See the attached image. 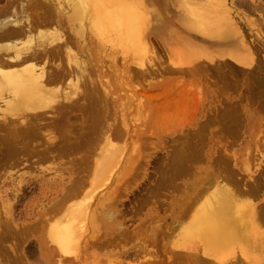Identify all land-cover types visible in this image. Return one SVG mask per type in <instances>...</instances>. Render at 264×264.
<instances>
[{"label":"bare ground","instance_id":"1","mask_svg":"<svg viewBox=\"0 0 264 264\" xmlns=\"http://www.w3.org/2000/svg\"><path fill=\"white\" fill-rule=\"evenodd\" d=\"M141 1L6 0V9L0 11V168L11 162L23 164L25 158L56 160L60 152L67 161V156L85 153L79 155L85 170L78 172L76 178L70 174L66 182L65 177L55 173L47 179L56 192L46 208L48 213L43 212L47 217L45 222H34L35 226L27 224V218L21 224L18 222L14 203L23 192L24 181L18 180L12 187L0 204V256L5 258L0 257V264H27L23 244L30 237L36 238L41 258L47 260L53 256L54 264L89 262L91 241L104 229L115 226L121 231L111 238L112 243L125 240L126 237H121L124 224L116 222L119 213L115 210L118 207L114 197L116 186L128 175L131 162L134 163L132 149L137 148L134 147L137 137L132 140L131 136L137 131L130 130L122 105L118 113V101L108 89L109 81L105 78L104 84L97 72L102 75L101 59L107 57L117 58L127 67L133 63L136 69L128 67L127 74L133 72L143 77L151 73L144 63L151 52L147 36L150 23ZM181 6L186 12L180 22L190 33L209 41H226L237 35L240 45L245 44L225 0H182ZM33 10L34 20H31L29 11ZM50 24L64 28L67 36L58 37V30H40ZM156 29L163 35L166 27ZM173 41L176 44L168 56L171 65L182 67L178 68L180 73H185L186 68L192 71L191 66L198 59L216 64L217 60L229 57L240 67L251 65L245 52L229 49L226 44L221 48L220 42L216 43L218 49L210 51L171 31L165 43L171 46ZM91 43L95 49L90 47ZM73 48L80 51L78 56ZM212 111L222 118L228 130L239 123L234 104L215 106ZM111 113L119 114V129L112 124ZM75 123H80L79 127ZM52 130L57 131V138L52 136ZM129 141H134V148L127 153ZM200 142L198 136L190 139L184 133L174 140L161 185H172L192 175L193 165L203 159ZM210 160L216 164L221 161L227 172L233 173L234 160L229 155L209 158L211 163ZM84 162L89 166L88 171ZM213 177L212 181L199 182L187 198L165 205L172 210L170 223L163 219L159 235L163 238L165 234L164 238L176 246L197 250L200 254L197 252V256L195 252L196 256L189 259L198 264H264V204L259 208L253 201L260 193L261 182H254L248 189L238 188L240 183L236 182L234 185L240 190L236 194L235 188L220 181L224 176L215 173ZM41 181L45 182V177ZM174 186L178 188L177 184ZM251 195L255 196L252 201ZM151 218H156L155 223L159 220L156 214ZM10 236L20 240L11 248V256L10 250L2 246ZM109 241L105 239L102 245Z\"/></svg>","mask_w":264,"mask_h":264},{"label":"rangeland","instance_id":"2","mask_svg":"<svg viewBox=\"0 0 264 264\" xmlns=\"http://www.w3.org/2000/svg\"><path fill=\"white\" fill-rule=\"evenodd\" d=\"M145 1V3L141 2L144 4L145 17L150 23L147 36L151 52L150 57L146 58L144 63L145 68H149L151 73L143 77L134 75L133 72L127 74L128 67L130 70L136 69L133 63H129L127 67L123 66L118 61L119 59L109 60L107 57L101 59L104 67L102 75L97 72V76L104 84L109 81L110 88L108 89L115 94V99L118 101V113L122 110L120 106L122 105L125 120L132 128L130 130L137 131L131 136L134 137L132 140L137 137V140H134L136 141L134 147L137 148L132 149L134 141L132 143L129 141L128 149H126L127 153L131 149L135 151L134 163L131 162L128 175L123 177L124 179L120 181L121 184L119 182L118 187L116 186V198L114 197V202L116 204L117 201L116 206L118 207L115 210L119 213L116 222L123 223L125 228L123 230L125 233L122 232L121 237L124 239L129 234L133 235V237L131 236L132 241L129 235L128 242H125L127 241L125 238V240H121L122 242L119 240L118 244H114L111 238L120 234L121 231L116 230L115 226L104 229L91 241L89 262L81 261L75 262V264H198L197 261L189 259L191 255H195V252L198 256L197 250L176 246L175 243L164 238V233V240H162L158 228L163 225V219L170 223L169 216L172 210L165 205L169 206L174 200L187 198L199 182L212 181L215 173H218L221 178L224 176V179L220 181L232 186L230 187L232 189L235 188L236 194H240L238 188L248 189L253 187L254 182H261L260 193L257 197L251 195V201L252 197H255L256 200L253 201L259 208L264 204V176L259 180L260 176L264 175V0H225L238 25L243 42H245L241 45L237 35L226 42L222 40L209 41L198 34L190 33L180 22L183 13L186 12L181 6L182 0ZM6 5V0H0V11L5 10ZM34 14V10L33 12L29 11L31 20H34ZM162 27H166L163 35L156 29ZM40 30H58L56 33L58 37L67 36L64 28L51 24L40 27ZM171 31L195 43L198 47L210 51L218 49L219 45L216 46V43L220 42L219 44L223 45L220 46L221 48L226 44L229 49L240 53L245 52L251 59V65L240 67L229 57L217 60L216 64L215 61L207 62L198 59L192 64V71H186L188 70L186 68L185 73H180L179 69L182 67L171 65L168 56L176 42L173 41L171 46H167V42L165 43V37ZM174 39L178 41V38L174 37ZM90 45L92 49H95L94 43ZM73 51L77 56L80 53L77 48H73ZM201 63L207 64V66L199 67L198 65ZM218 64L220 65L217 66ZM137 70L141 69L137 68ZM104 79L107 81L104 82ZM231 104L237 106L238 111H235V117L236 122L239 121V123L228 130L222 123V118L215 116L212 110L215 106L222 108ZM111 114H113L111 117L114 121L112 124L116 125L114 127L121 126L118 123V121L121 122L119 114ZM114 115L117 118L114 119ZM76 125L78 126L80 123ZM182 133L187 134L190 139H195L197 136L198 139H201L202 154L200 156L203 159L193 165L195 170L191 176L174 181L172 185H161L160 179L168 164L167 155H171L174 140ZM56 134L57 131L52 132V136L57 138L58 134ZM120 144H123L122 141ZM59 154L60 152L56 160L25 158L26 161L23 164L11 162L8 166L0 168V204L7 199L18 180L24 181L23 192L14 203L20 224L26 218L27 224L33 223L34 226V222L40 220L45 222L47 217L44 213H48L46 208L49 202L53 201L56 192L50 188L52 182H46L47 179L57 173L65 177L67 179L65 181L68 182L70 174L76 178L79 175L78 172L81 174L85 170L83 162H80L82 157H79L85 153L67 156V161L65 156H61L62 153ZM223 154L233 158V173L227 172V168L221 161H218L219 164L213 163L212 160H210L211 163L208 161L209 158H217ZM70 157H73L74 161L76 159V163L73 160L70 162ZM86 163L85 165L88 166ZM245 163L246 165H244ZM88 168L89 166L86 171ZM82 169L84 170L82 171ZM83 175L84 173L80 176ZM44 177L46 183L41 181ZM236 182L240 185H237ZM174 184H177L178 188H175ZM234 184L239 187H235ZM161 203H164V206L158 207ZM154 214L159 216L156 223ZM152 216L154 220H152ZM44 217H46L45 220ZM38 223L36 224L38 225ZM27 227L29 226L27 225ZM163 230L165 231V229ZM123 235L125 236L123 237ZM9 239H12L10 243H8ZM9 239L5 242L7 244L4 243L2 246L10 250L8 253L10 252L9 256H11L10 254H13L11 248L17 245L20 240H17L18 238L15 240L13 236H10ZM105 239L110 240V243L102 245V241ZM23 251L28 260L27 264H54L53 256L47 260L41 258L36 238L30 237L28 241L26 240L23 244ZM2 256L0 257L2 258ZM12 256L14 257V255ZM1 258L0 262L2 259L5 260L4 257ZM204 259L212 261L208 258Z\"/></svg>","mask_w":264,"mask_h":264}]
</instances>
